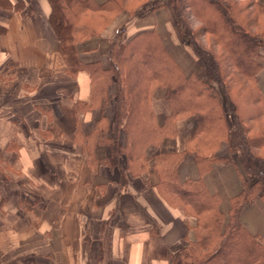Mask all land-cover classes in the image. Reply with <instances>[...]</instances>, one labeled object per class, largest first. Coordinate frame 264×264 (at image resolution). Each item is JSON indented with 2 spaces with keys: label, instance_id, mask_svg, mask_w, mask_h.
Listing matches in <instances>:
<instances>
[{
  "label": "crops",
  "instance_id": "obj_1",
  "mask_svg": "<svg viewBox=\"0 0 264 264\" xmlns=\"http://www.w3.org/2000/svg\"><path fill=\"white\" fill-rule=\"evenodd\" d=\"M154 1L138 0L131 13L121 10L100 34L78 42L79 61L107 67L112 43L152 30L186 75L204 78L206 62H213L207 51L196 54L180 37L167 1L150 8ZM30 2L31 13L0 8L6 28L0 36V264H169L168 255L194 239L196 219L159 194L152 156L184 149L196 117L177 119L174 135L146 145L142 169L128 168L124 153L108 165L110 146L89 135L100 115L109 120L111 135L117 85L108 86L102 109L98 104L75 110L74 103L90 99V77L83 70L66 73L48 2ZM259 53L255 78L264 97V48ZM150 102L161 124L170 112L164 89L156 87ZM125 142L119 130L118 143ZM214 154L229 155L225 139ZM197 178L218 195L226 219L230 198L243 187L238 165L214 162L200 175L185 153L177 179ZM238 219L264 242L263 199L245 200Z\"/></svg>",
  "mask_w": 264,
  "mask_h": 264
},
{
  "label": "trees",
  "instance_id": "obj_2",
  "mask_svg": "<svg viewBox=\"0 0 264 264\" xmlns=\"http://www.w3.org/2000/svg\"><path fill=\"white\" fill-rule=\"evenodd\" d=\"M46 1L48 22L66 73L73 76L83 70L90 77V99L74 103L75 110L98 104L102 109L108 86L117 85L111 135L109 120L103 115L89 135L93 142L110 146L105 160L108 165H114L124 153L128 168L135 164L142 169L146 145L174 135L177 119L196 117V128L184 149L152 156L159 194L184 216L196 219L194 239L168 255L169 264H264V242L246 231L238 219L245 200H264V154L257 153L264 149V97L255 78L261 68L259 49L264 48V4L256 0H167L180 37L196 54L191 18L201 23L199 31L208 34L225 54L222 58L208 49L213 62H206L205 77L199 78L183 72L152 30L141 31L124 43H112L107 67L79 61L77 43L100 34L121 10L131 13L138 0ZM160 4L154 2L150 8ZM0 8L32 12L30 0H0ZM5 33L0 24V36ZM237 73L248 85H232L240 82ZM156 87L164 89L170 108L161 124L150 107ZM119 130L125 133L124 145L118 143ZM221 139L228 143L227 156L214 154ZM185 153L192 156L200 175L214 162L234 161L238 165L243 187L230 198L226 219L219 209L218 195L209 192L201 178L178 181L177 166Z\"/></svg>",
  "mask_w": 264,
  "mask_h": 264
},
{
  "label": "rangeland",
  "instance_id": "obj_3",
  "mask_svg": "<svg viewBox=\"0 0 264 264\" xmlns=\"http://www.w3.org/2000/svg\"><path fill=\"white\" fill-rule=\"evenodd\" d=\"M157 1H159V0H156L154 2H157ZM189 20H190L189 22H190L191 28L196 32V37L197 38L195 39L196 40L195 47L197 49H199L201 52H205V51L202 50V48H204L207 51L205 54L203 53L204 56L208 57L210 59H212V57H211L208 49H210L212 52L218 54L222 58H225V54L222 51V48H220V46H218V44H216L208 34H205L204 32H200L199 31L201 23L196 21L193 18H191ZM248 27L250 29H254V26L253 27L248 26ZM257 30H258V28H257ZM212 61H213V59H212ZM225 63L227 65V61ZM234 73H235V71H234ZM237 75H238V78H240V82H238L237 80L233 81L232 85H234V86H238L240 84L248 85V82L246 80H244L243 77L240 74L237 73ZM257 153L258 154H264V149L262 151L261 150L258 151Z\"/></svg>",
  "mask_w": 264,
  "mask_h": 264
}]
</instances>
